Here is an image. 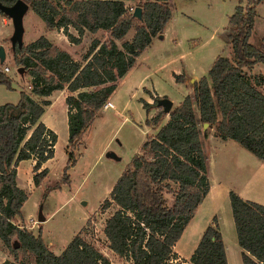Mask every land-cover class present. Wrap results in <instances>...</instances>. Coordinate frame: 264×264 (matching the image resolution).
<instances>
[{
    "label": "trees",
    "instance_id": "obj_1",
    "mask_svg": "<svg viewBox=\"0 0 264 264\" xmlns=\"http://www.w3.org/2000/svg\"><path fill=\"white\" fill-rule=\"evenodd\" d=\"M23 1L32 13L41 14L47 29L59 27L70 42L78 43L79 37L70 35L68 27L79 34L100 30L108 36L105 40L91 39L82 63L70 59L43 36L29 43L26 50L22 46L12 50L14 65L21 67L29 80L27 91L18 90L15 104H0V241L12 258L3 264H28L29 258L33 264H110L81 237L84 227L54 255L40 228L33 234L23 224L14 223L26 199L24 190L15 183L16 168L20 160L32 159L31 183L38 186L45 179L48 171L41 164L53 157L56 133L40 121V116L49 104L45 97L65 89L66 160L56 184L45 188L42 196L67 183V171L74 166L83 134L135 57L153 38H161L171 17L170 4L168 0H65L68 5L58 4L45 13L55 0ZM128 1L133 5H126ZM262 1L245 0L234 6L226 35L231 58L219 54L207 74L192 82L191 94L172 106L153 134H146L140 152L129 159L100 203L101 210L114 205L102 228L107 248L130 264H227L215 216L187 261H174L172 247L209 189L200 139L206 134L203 123L214 129V137L235 141L256 159H264V93L256 88L264 75L256 74L251 82L244 72L257 63L264 65L263 37L254 43L248 41L254 32L255 6ZM0 2L11 5L15 0ZM134 7L141 10L140 20L129 10ZM129 29L133 34L125 39ZM173 78L180 83L185 80L184 75L174 74ZM0 85L12 89L10 78L1 72ZM148 94L150 104L139 101L146 112L157 108L144 121V125L154 127L165 116L156 101L166 96ZM227 197L241 264H264V205L231 190Z\"/></svg>",
    "mask_w": 264,
    "mask_h": 264
},
{
    "label": "rangeland",
    "instance_id": "obj_2",
    "mask_svg": "<svg viewBox=\"0 0 264 264\" xmlns=\"http://www.w3.org/2000/svg\"><path fill=\"white\" fill-rule=\"evenodd\" d=\"M168 2L171 5L170 11H172V13H170L174 15L172 19L170 18L171 21L170 19L169 21L174 25V30L177 32L176 37L183 36L182 41L176 38L181 41L182 45L177 46L176 42H168L165 41L164 38H155L158 44L157 50H159L161 54L156 60H153L151 58L152 50H149L146 46L142 53H140L141 55L134 68L139 78L145 75L144 82L140 86L141 92L142 87H144L143 91L145 88L152 89V86L157 88L155 84L153 85L154 79H156L158 82L160 81L159 84L161 88L164 89L165 96L176 105L179 101L178 90L171 86L166 81V78H161L152 74V64L155 61L164 62L171 54L179 52L182 49L193 52L189 54L186 59L187 62L195 61V56L200 53L204 56L205 54H210V52H219L221 48L222 51L220 50V55L227 56L230 59L231 49L226 39V35L229 32L227 20L233 13L234 6L238 2L244 4L245 0H168ZM58 4L66 6L68 2L65 0H55L52 9L45 13L51 12ZM126 5L132 6L133 3L126 2ZM255 12L257 15L253 24L254 32L248 39L250 43H254L256 39L264 36V1L256 4ZM40 15V13H32L30 9L23 15L22 50H26L25 48L29 43L43 36L48 42L55 44L61 50L64 49L65 51L68 49L65 52L70 54L69 56L74 55V49H79L80 52L75 57L79 59L80 56H84L87 53L92 38L95 37L100 40H105L108 36L104 31H97L95 33L83 31L79 34L76 29L69 27L67 29L68 33L73 32L74 35L81 38L78 42L81 46L78 48L77 43L70 42L61 30H56L55 28L47 29ZM0 16L4 17L7 21L6 27L8 28L2 35L5 55L3 62L9 67V72L6 75L10 78L12 87L11 90H6L3 85H0V104L15 103L18 90H28L27 83L29 76L24 73L23 69L20 73L16 72L18 66L16 67L14 65V53L10 48L9 42V36L12 31L10 19L6 18L1 13ZM0 26L3 27L1 23ZM131 33L132 30L128 31L125 39H130ZM210 35L212 36L210 37ZM221 38L225 40L223 47L218 46L215 42ZM204 39H207L206 43L198 50H193V48L198 46ZM151 49H153V47H151ZM244 72L251 78V82H253L252 78L256 76V74L260 73L264 75V65L257 63L251 71L245 70ZM256 88L264 93V79L257 83ZM128 97L129 96L124 97V100L129 99L125 106L126 109L124 110L129 119L128 122H122L121 118L115 115H110L109 118L108 115H103L95 122L92 120L94 123H91L90 129L87 128V131H85L82 136L83 143L80 144V151H82V153L79 155V159L75 163L76 165H74L73 169L68 171V184L62 183L60 188L49 190L44 197L42 196L44 189L53 187L62 174V167L64 165V145L67 134L66 124L62 123V121H55V123L51 125V128H53V131L57 135V140L54 157L47 164L49 168L48 177H45V179L40 182V185L36 187L31 183V171L29 172L25 163L20 167L18 182L27 189V197L24 200L22 212L24 218L27 213H30L32 217L22 221L20 216L19 220L15 218L13 221L17 225L23 224V226L33 234H36L37 230L40 228L42 239L54 255H58V253L64 249L65 245L72 239L71 237L76 234V231L84 224L87 218L81 237L99 249L100 252L106 253L112 264H130L129 261L125 263L124 259H118V257L111 255L106 248L107 241L101 229L106 217L114 210V205L105 210H101L99 208V201L101 197L102 200L108 197V195L106 196L104 194L106 187L115 182L114 180L128 165L129 159L133 156L137 148H139L146 134H153L155 128L164 121L166 114L160 118L159 123L155 124L154 127L146 126L144 125V110L139 106L137 101L139 96H136V98ZM55 103L58 105L61 104L60 100H55ZM98 121L102 123L103 129L100 132L94 133V126ZM205 130L206 134L203 136L201 135L200 139L208 164V169L206 171L207 178L214 184H217V182L222 184L228 181L235 186L240 185L242 181L247 179L246 177H248L249 169L253 168L254 171L255 167H257L256 162L259 163L260 160L257 161V159L237 143L236 145L238 146L239 152H237L236 149L227 147V150L214 153L211 150L212 147L210 142L214 137V129L207 127ZM105 144L107 146L99 154V149ZM111 154H113V157L110 156ZM261 165L262 173H260L259 177L255 175L256 180L253 182L249 196L255 201L264 204V161ZM27 176L28 186L23 183ZM64 184L66 185L64 186ZM39 210L44 221L38 223L36 217ZM214 213L218 215L219 223L228 241L229 235H234L235 233L226 196L219 198V204L216 208L205 200L196 210V220L202 226L208 220L209 215L212 217ZM227 228L230 230L229 235L227 234ZM225 244L228 252L231 251V244L229 242ZM190 245L191 243H186L185 237H183L178 242L177 249L184 253V255H187ZM235 247H237V245ZM235 247L232 248L234 252L233 257L230 256L229 252L230 264H241L240 252ZM27 262L28 264H33L31 258H29Z\"/></svg>",
    "mask_w": 264,
    "mask_h": 264
},
{
    "label": "crops",
    "instance_id": "obj_3",
    "mask_svg": "<svg viewBox=\"0 0 264 264\" xmlns=\"http://www.w3.org/2000/svg\"><path fill=\"white\" fill-rule=\"evenodd\" d=\"M170 10H171V7H170ZM170 12L172 13V11H170ZM256 15H257V13H256ZM173 17H174V15L171 14V17L170 18L172 19ZM189 17H191V16H189ZM171 19H170V21H171ZM170 21L163 27L162 35H161V38H159V39H163L164 38L165 41H168V42H176L177 43V46L178 45H182L181 44V41L183 39L182 38L183 36L176 37L177 36V32L174 30V25H173V23H170ZM193 21H195V20H193ZM6 22H7L6 19H4V17L0 16V23L3 25V27L0 26V45H2V47H3V42H2V39L3 38H2V35L4 34L3 32L8 28V27H6V24H7ZM57 28H59V27H55L56 30H61V29H57ZM130 30H132V29H129L128 31H130ZM98 31H100V30H98ZM132 32H133V30H132ZM69 34L70 35H73L76 38L79 37L77 35H74L73 32H70ZM131 34H133V33H131ZM211 36L212 35H210V37ZM221 37H222V35H221ZM176 38L181 39V41L179 39L177 40ZM263 39H264V36H263ZM80 40H81V38L79 37V41ZM206 41H207V39H204L203 41H201L198 46H196L195 48H193V50H195V49L198 50L204 43H206ZM224 41L225 40L223 38H221V39L216 40L215 42L218 44V46L223 47ZM80 46H81V44L77 43V47L79 48ZM151 47H153V49H151ZM157 47H158V44H157L155 38H153L150 41V43L147 45V48L149 50H152L151 58L153 60L154 59L156 60L157 57L161 54L160 51L157 50ZM66 50H68V49H66ZM220 50L222 51V48ZM220 50H219V52H215V53L210 52V54H205L204 56L201 55V53H200V54H198V55L195 56V61H193V62H187L186 59L188 58L189 54H191L193 52L190 51V50H184V49H182L179 52H175V53L171 54L170 57L167 60H165L164 62L163 61H161V62L155 61L153 63V60H152L153 68H151V72H152V74L157 75V76H159L161 78H166V81L171 86H173L176 90H178V92H179V98H178L179 101H178V103H179L183 99V97L185 95L191 94L192 88H193L192 87V82L198 80L202 75H206L207 74V71L209 70V67L212 64V62L215 59V57L218 56L219 54H221V51ZM79 52H80L79 49H77V48L74 49V53H73L74 55H71L70 56V59L73 58V59L78 60L79 62L82 63V60H81V57L82 56H80L79 59H76L75 58L79 54ZM175 54H177V55H175ZM140 55L141 54H139L137 57H135L134 64L129 69H127V72L121 78H119L116 81V84H115L116 86L114 88L115 90L109 95V98L107 99V102H110L111 103L110 108H106V109L99 110L96 113V115L94 116V119H93L94 122L96 120H99L103 115H108V118H109L110 115H115V116L120 117L122 122H128L129 119L127 118L124 110L126 109L125 106L128 103L129 99H125L124 100V97L125 96H129L131 98L132 97L133 98H136V96H139L138 99H137V101H138L140 107H141V103H140L139 100H143L144 102H147L149 104L152 102V99H151L150 95L148 94V92L151 95H157L159 97L165 96L164 89L161 88V85L159 84L160 81L158 82L156 79H154L153 85L155 84V86L158 89L152 86V89L145 88L146 90L144 89V91H143V88L144 87H142L141 88L142 89V92H141L140 86L144 82L145 75L142 76L141 78H139V76L136 75V69L134 68V66L138 62V58H139ZM160 73H162V74H160ZM174 74L175 75H184L185 76V80L183 81V83L175 82L174 81V78H173V75ZM67 93L68 92L65 91V89H62V90H54L49 96L45 97V99H47L49 101V104L44 107V110L45 111L40 116V121L47 128H50L52 131H53V128H51V125L54 124L55 121H62V123H65L66 124V120H67V109H66V105L64 103V98L67 95ZM17 99H18V96H17ZM55 100H60L61 104L60 105L56 104L55 103ZM16 102H17V100H16ZM15 103H12V104H15ZM171 105L174 106V103L172 101H171ZM141 108L143 109V107H141ZM155 111H156V108H154V107L153 108H150V110L147 111V112L144 110L145 119L146 118L150 119L154 115ZM166 119H167V113H166V116H165L164 121L161 124H163ZM44 120H46V121H44ZM93 121H92V124L94 123ZM90 126H91V124L88 126L89 129H90ZM94 127H95L94 133L100 132L103 129L102 123L100 121L96 122V124H95ZM67 133H68V131H67ZM56 140H57V135H56ZM56 140H55V143L53 145L54 146V151H55V147H56L55 146L56 145ZM210 142H211V147H212L211 150L214 153L215 152L216 153L217 152L220 153L221 151L227 150V147L232 148V149H236V151L239 152V149H238V146L236 145V142L235 141H232L230 139H225V140H222L221 139L220 140V139H218L216 137H213ZM81 143H83V141H81ZM66 144H67V134H66V142H65V145H64L65 146V148H64V163H65V160H66V154H65L66 147H67ZM80 146L75 151V162H74V165H76L75 163L79 159V155L82 153V151H80ZM106 146L107 145L105 144L103 147H101L99 149V154L105 149ZM140 146H139V148H137V150L135 151L134 154H138L140 152ZM110 156L113 157V154H111ZM53 157H54V154H53ZM53 157L50 158V159H48V160H46L45 162H43L41 164L42 165L41 168H46L47 171H48L46 177H48V175H49V168H48V165L47 164H48V162H50L53 159ZM257 161H259V163L256 162L257 167H255L254 171H253V168L249 169L250 171L248 173V177H246L247 179L244 180V181H242L240 185L235 186L234 184H232V183H230L228 181L227 182H223L222 184H220L219 182H217V184H214L209 179V189H208L207 193L205 194L204 199L201 202L200 206L204 203L205 200H207L208 203L211 206H213L214 208H216L218 206V204H219V198L220 197H224V196L227 197V193L230 190L233 191L235 194H237L239 197H242L243 199L250 200V201H254V202L260 204L261 202L259 203V202L255 201L254 199L250 198V196H249V194L251 193V190H252L251 187L253 185V182L256 180V178H255L256 176L255 175H257L259 177L260 173H262L261 172V167H262L261 164L264 161V159H257ZM23 163H25V165L27 166V169L30 172L31 169H32V166H33V160L32 159L20 160L19 163L17 164V168H16L15 183L17 184V186L19 188H21V189L24 190V192L26 193V197H27V189L24 186H22V184H19V182H18V180H19L18 179L19 170H20V167L23 165ZM73 167L69 168L68 171H71L73 169ZM207 169H208V164H207ZM68 171H67V174H68L67 184L69 182V173H68ZM263 171H264V168H263ZM31 175H32V173H31ZM28 176L23 181V183L26 186L29 185V184H27ZM114 183L115 182H113L112 184H110L109 186L106 187V189L104 191V194L106 196L108 195L109 191L112 189V186H113ZM39 185L40 184H38V186ZM65 185L66 184H64V186ZM38 186H36V187H38ZM227 199H228V197H227ZM102 201L103 200H102V197H101L100 198V201H99V204ZM228 203H229V199H228ZM23 204H24V201H23V203L21 205V208H20V216H21L22 221L23 220H27V219H29V218L32 217V215L30 213H27L25 215V218H24V215H23V212H22V206H23ZM261 204H263V203H261ZM195 214H196V211L193 214V217L186 224V227L184 228V230L181 233V237L175 242V244L172 247L173 252L176 253V258L173 259V260L174 261H179V260H186L187 261V259H189L190 255L192 254L193 249L195 248L196 244L198 243V241H199V239H200V237L202 235V232L204 231L205 227L207 225L212 224V219L211 218H213L215 216L216 219H217L218 231L222 235V238H223L224 252H226L227 264H230L229 252H230V256L233 257L234 252H233V249L232 248L237 245L236 233L234 235H232V234L229 235V231L230 230H229V228H227V234L230 236L228 238V241H227L226 234L222 230L221 224L219 223L218 215L216 213H214L212 215V217L209 215L208 220L202 226L197 222ZM86 222H87V218H86V221L84 222V224L76 232H78L82 227H84V225H85ZM103 224H104V222H103ZM102 228H103V226H102ZM183 237H185L186 243L187 242H190L191 243V245L189 246L190 248L187 251V255H184V253H182L180 250L177 249V244H178V242ZM227 242H229L231 244V247H232L231 248V251H229V252H228L227 246L225 244ZM235 248H237V250L240 252V248L238 247V245ZM108 251H109V253L111 255H114V256L118 257V259H124V258L119 257L118 255H116L115 253L113 254L109 249H108ZM101 253L103 255H105L108 258L110 264H112V262L110 261L108 255H106V253H103V252H101ZM240 255H241V252H240ZM5 260H12V258H11V255L8 253L7 249L5 248V246L0 241V264H3V262ZM124 261H125V263H127V261L125 259H124Z\"/></svg>",
    "mask_w": 264,
    "mask_h": 264
},
{
    "label": "water",
    "instance_id": "obj_4",
    "mask_svg": "<svg viewBox=\"0 0 264 264\" xmlns=\"http://www.w3.org/2000/svg\"><path fill=\"white\" fill-rule=\"evenodd\" d=\"M29 5L24 2L23 0H15V2L11 5L2 4L0 2V12L8 19H10L11 23V34L9 38L10 42V48L13 50L15 47H21L22 46V39H23V15L28 11ZM140 8L134 7L132 10V15L140 20ZM5 55H4V49L2 45H0V63L4 61ZM22 71L21 67H17L16 72L20 73ZM156 105L159 106L163 113L166 114L169 112V110L172 108L171 101L165 97L164 99H158L156 101ZM207 128V124L203 123L202 130ZM43 216L40 213V210L38 212V215L36 217L37 222H42Z\"/></svg>",
    "mask_w": 264,
    "mask_h": 264
},
{
    "label": "built area",
    "instance_id": "obj_5",
    "mask_svg": "<svg viewBox=\"0 0 264 264\" xmlns=\"http://www.w3.org/2000/svg\"><path fill=\"white\" fill-rule=\"evenodd\" d=\"M129 10L132 11L133 9L132 8H129ZM0 72L3 73V74H7L9 72V67L7 65H5L4 62L0 63ZM110 106H111V103L106 101L102 105L101 108L102 109H106V108H110Z\"/></svg>",
    "mask_w": 264,
    "mask_h": 264
}]
</instances>
